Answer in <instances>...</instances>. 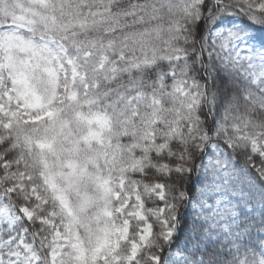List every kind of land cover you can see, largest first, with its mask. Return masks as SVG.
Returning a JSON list of instances; mask_svg holds the SVG:
<instances>
[{
	"label": "snow or ice",
	"instance_id": "snow-or-ice-1",
	"mask_svg": "<svg viewBox=\"0 0 264 264\" xmlns=\"http://www.w3.org/2000/svg\"><path fill=\"white\" fill-rule=\"evenodd\" d=\"M0 264H264V0H0Z\"/></svg>",
	"mask_w": 264,
	"mask_h": 264
}]
</instances>
